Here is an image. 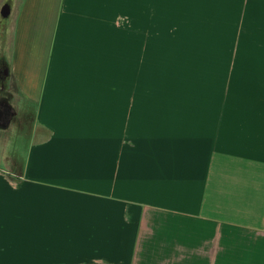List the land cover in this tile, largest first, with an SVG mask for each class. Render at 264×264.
<instances>
[{
	"label": "crops",
	"instance_id": "obj_1",
	"mask_svg": "<svg viewBox=\"0 0 264 264\" xmlns=\"http://www.w3.org/2000/svg\"><path fill=\"white\" fill-rule=\"evenodd\" d=\"M6 5L0 264H264V0Z\"/></svg>",
	"mask_w": 264,
	"mask_h": 264
},
{
	"label": "rangeland",
	"instance_id": "obj_2",
	"mask_svg": "<svg viewBox=\"0 0 264 264\" xmlns=\"http://www.w3.org/2000/svg\"><path fill=\"white\" fill-rule=\"evenodd\" d=\"M8 18V17H7ZM7 18H4L0 14V24H3L1 29L0 27V87L6 86L11 87L12 80L9 79V58H10V48L11 43L9 44V39L7 33ZM134 89L131 98L136 103H149L155 102V60L145 59L143 61V76L140 82V86L137 89Z\"/></svg>",
	"mask_w": 264,
	"mask_h": 264
},
{
	"label": "water",
	"instance_id": "obj_3",
	"mask_svg": "<svg viewBox=\"0 0 264 264\" xmlns=\"http://www.w3.org/2000/svg\"><path fill=\"white\" fill-rule=\"evenodd\" d=\"M10 13H11L10 6L9 5L4 6L3 9H2V11H1L2 16L4 18H7V17H9Z\"/></svg>",
	"mask_w": 264,
	"mask_h": 264
},
{
	"label": "flooded vegetation",
	"instance_id": "obj_4",
	"mask_svg": "<svg viewBox=\"0 0 264 264\" xmlns=\"http://www.w3.org/2000/svg\"><path fill=\"white\" fill-rule=\"evenodd\" d=\"M0 113L2 115V120L7 119L6 112L4 110H0Z\"/></svg>",
	"mask_w": 264,
	"mask_h": 264
}]
</instances>
